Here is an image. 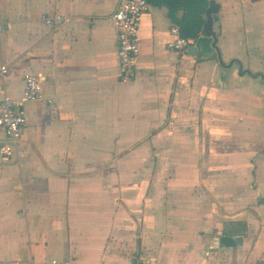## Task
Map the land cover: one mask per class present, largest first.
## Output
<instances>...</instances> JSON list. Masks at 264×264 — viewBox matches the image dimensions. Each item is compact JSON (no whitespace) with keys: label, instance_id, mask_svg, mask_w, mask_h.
<instances>
[{"label":"crops","instance_id":"obj_1","mask_svg":"<svg viewBox=\"0 0 264 264\" xmlns=\"http://www.w3.org/2000/svg\"><path fill=\"white\" fill-rule=\"evenodd\" d=\"M120 1L0 0V101L42 80L0 155V264H264V0H214L215 37L211 0H147L127 81Z\"/></svg>","mask_w":264,"mask_h":264},{"label":"built area","instance_id":"obj_2","mask_svg":"<svg viewBox=\"0 0 264 264\" xmlns=\"http://www.w3.org/2000/svg\"><path fill=\"white\" fill-rule=\"evenodd\" d=\"M147 0H121L118 7L110 14V20L116 28L117 58L119 76L123 81L132 79L136 74V62L140 50L139 28L144 13L148 10ZM42 19L47 25H56L62 21L59 14H43ZM2 27L0 26V31ZM170 39L167 46L178 52L185 51L189 42L181 35L178 26L169 30ZM10 70L5 64L0 65V78ZM24 89L22 95L13 99L4 96L0 101V128L5 134V140L0 144L2 161L10 162L17 149L23 128L26 124L24 104L42 95V80L34 73H24ZM42 264H60L52 259Z\"/></svg>","mask_w":264,"mask_h":264},{"label":"water","instance_id":"obj_3","mask_svg":"<svg viewBox=\"0 0 264 264\" xmlns=\"http://www.w3.org/2000/svg\"><path fill=\"white\" fill-rule=\"evenodd\" d=\"M217 10V7H216V4L214 2V0H211L210 1V5H209V8L206 10V23H205V33L208 34V35H211L213 37H215L214 35V32H212L211 30V26H212V13L216 12ZM197 50V47L195 45H189L187 47V52L188 54H191V55H195L196 54V51Z\"/></svg>","mask_w":264,"mask_h":264},{"label":"rangeland","instance_id":"obj_4","mask_svg":"<svg viewBox=\"0 0 264 264\" xmlns=\"http://www.w3.org/2000/svg\"><path fill=\"white\" fill-rule=\"evenodd\" d=\"M154 159H155L154 161L157 160L155 158V156H154ZM153 178H154L153 183H156V184H159V185H164L165 187H167V185H168V183L170 181H173L175 179L174 176H171V175H167V176H154ZM196 196H198L200 199H203V195H201L200 193H197Z\"/></svg>","mask_w":264,"mask_h":264}]
</instances>
